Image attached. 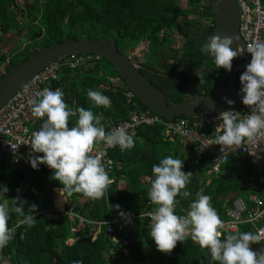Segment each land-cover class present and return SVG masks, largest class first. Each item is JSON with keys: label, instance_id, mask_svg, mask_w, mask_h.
Returning <instances> with one entry per match:
<instances>
[{"label": "trees", "instance_id": "1", "mask_svg": "<svg viewBox=\"0 0 264 264\" xmlns=\"http://www.w3.org/2000/svg\"><path fill=\"white\" fill-rule=\"evenodd\" d=\"M213 17L212 0H187L184 9L177 0H0V43L4 37L19 34L28 28L27 32H23L27 38L25 47H16L9 55H0V80L38 49L62 43L65 39L114 41L119 53L128 58L129 50H134L141 41H148L149 58L158 59L155 62L158 67L156 64L145 65L151 77L142 68L140 72L173 101L193 102V92L206 96L223 82L222 69H216L212 59L200 51L201 44L214 34ZM204 19L209 22V27L202 23ZM199 21L203 32L191 37L190 32ZM173 34L184 43L179 45V40L172 38ZM169 42L176 47L172 48ZM163 47L173 52L164 54ZM76 56H89L91 60L73 72L67 67L62 68L59 82L54 85L62 88L69 107L90 109L94 115L102 117L101 123L105 129L107 125L126 120L133 110L154 115L135 96L132 101L127 100L124 94L129 88L109 62L93 54ZM65 60L62 58L57 62L64 63ZM169 60L173 61L172 64H168ZM151 70L166 76L151 73ZM201 73L205 77L203 83H200L198 76ZM87 89L108 96L111 107H93L87 97ZM184 96L193 101L188 99L186 102ZM75 120V117L70 118L69 127L75 124ZM41 124L42 120H39L35 128L39 130ZM164 131L165 128L160 125L140 127L130 133L134 137V147L124 150L114 147L111 150L114 167L110 178L113 182L103 198L92 201L81 194L67 198L65 209L71 208L74 214L89 222L82 225L78 224V220L70 222L66 215L53 220L42 214L53 208V189L62 187L58 181L51 179L52 171L45 165L41 164L38 170L25 173L14 165H0V184L9 189L5 197L0 196V203L8 206L10 211L9 228L15 227L21 218L14 211L13 201L21 189V183L27 185L20 196L27 201L25 208L32 203L38 206L35 225L17 227L7 246L0 249V264H121L124 261H129V264H209V252L190 238L184 242L178 241L170 253L157 251L149 235L148 220H140L123 231L129 250L127 256L114 247L103 227L98 232L93 231L95 226L92 223L105 222L114 211L131 210L138 213L143 206L150 211L155 207L148 198L153 179L151 169L164 156L184 160L182 170L186 172L189 169L192 152L186 150L179 153L176 141L169 142L164 137ZM256 172L259 171L255 166L241 159L229 160L217 177L206 178L202 170L194 172L191 183L186 186L191 196L188 199L177 197L180 199L177 211L186 215L189 204L196 198V192H202L211 197L212 206L224 222L225 211L234 197L241 196L247 200L253 182L245 178ZM116 205H119V210L114 207ZM74 226L77 228L76 239L67 245ZM238 232L256 235L255 229L247 224L241 225ZM226 234L234 233L223 232L220 238L223 239ZM251 249L264 250V240L252 244Z\"/></svg>", "mask_w": 264, "mask_h": 264}, {"label": "clouds", "instance_id": "2", "mask_svg": "<svg viewBox=\"0 0 264 264\" xmlns=\"http://www.w3.org/2000/svg\"><path fill=\"white\" fill-rule=\"evenodd\" d=\"M236 37H220L210 35L201 44L200 51L210 57L216 69L231 71L232 61L244 51L251 55L250 63L240 75L242 104L247 106L249 114L239 117L237 111L225 110L218 114L220 121L215 128V136L210 143H199L197 151L211 145L221 146L222 153L227 147L239 146L246 139L252 140L264 129V42H254L241 46L236 44ZM198 75V74H196ZM200 83L204 82V74L198 75ZM86 94L93 107H111L110 98L100 91L87 89ZM231 106L235 102L224 98ZM209 111L215 105L207 106ZM34 118L42 120L38 131L32 133L25 144L30 145L29 163L34 170L45 165L52 171L51 179L62 186L58 189L61 202L73 194H81L83 198L97 201L105 196L111 183L102 153L91 155L93 145L104 141L109 147L119 146L121 150L135 146L134 137L124 128L105 130L102 117L84 107L71 108L64 100V92L60 89L45 88L37 102L30 108ZM75 117V124L69 127L70 118ZM19 144L10 145L13 150ZM42 154V155H40ZM184 160L171 155L164 156L152 165V177L148 198L155 207L147 214L150 217V238L156 249L162 253H170L177 242L190 238L206 249L210 254L209 264H264V250L253 251L252 244L258 243V237L252 232L226 234L221 239L220 228L223 221L211 204V197L196 192L195 199L188 206L186 215H177L176 207L180 199L191 196L187 185L191 183V172L183 169ZM9 191L6 185L0 184V196L5 197ZM14 211L21 217L17 225L9 228L10 211L8 206L0 203V249L7 246L15 234L16 227H33L38 215L35 203L25 205L26 200L16 197ZM119 210V205L114 206ZM120 216L128 219V214L121 211Z\"/></svg>", "mask_w": 264, "mask_h": 264}, {"label": "built area", "instance_id": "3", "mask_svg": "<svg viewBox=\"0 0 264 264\" xmlns=\"http://www.w3.org/2000/svg\"><path fill=\"white\" fill-rule=\"evenodd\" d=\"M239 9V35L244 46L254 42H264V3L263 0H237ZM250 57L251 55L246 52ZM90 55V54H89ZM91 60V57H78L71 54L66 57L64 63L57 61L48 64L40 72L32 76L6 103L0 108V165H14L21 171L28 172L34 169L30 166L29 150L30 145H25L34 131H38L35 126L40 119L34 118L30 108L32 102H37L45 88L52 90L62 89L54 87L59 82L61 69L67 67L73 72L77 67H84ZM246 70V69H245ZM236 76V88L240 90V75ZM128 101H132L134 94L127 90L124 94ZM237 111L240 118L249 114L247 106L242 105ZM217 115L204 116L199 118H175L173 120H163L156 114L149 115L138 110H133L128 118L118 124L106 127V132L113 128H124L129 133H133L140 127H152L160 125L165 128L164 137L171 141H178L186 150H190L193 159L190 161L189 170L192 175L194 172L202 170L206 178L217 177L221 174V168L231 159H241L248 161L255 166L259 172L250 175L245 179L253 182L250 194L245 200L241 196L234 197L225 211L226 220L219 229L223 232L237 233L241 225L247 224L255 229L258 241L264 240V129H261L252 140H245L239 146L227 147L224 152L221 146L211 145L202 151H197L199 143H210L215 136V128L220 121ZM165 119V118H164ZM19 144L16 150L10 145ZM114 147H109L104 141H99L93 145L91 155H102V162L106 171L111 176L113 171V161L110 152ZM120 149L119 146H117ZM42 155V154H40ZM191 175V176H192ZM112 184V179L110 178ZM27 186L22 184L17 192V197L24 194ZM66 204V202H64ZM148 209V208H147ZM144 209L138 213L131 210L125 211L128 219L120 216V211H114L105 222L92 223L95 226L93 231L104 228L106 235L110 236L114 247L121 249L125 256L128 255V245L124 240L123 231L133 227L140 220H148L147 215L150 210ZM52 213L66 215L70 222L78 220V224L89 223L73 213L72 209L59 208L54 206L51 210L43 211L42 214L51 218ZM176 214L185 215L177 211ZM17 225V224H16ZM17 228V227H16ZM77 228L74 226L70 230L71 236H75ZM124 261L122 264H129Z\"/></svg>", "mask_w": 264, "mask_h": 264}, {"label": "water", "instance_id": "4", "mask_svg": "<svg viewBox=\"0 0 264 264\" xmlns=\"http://www.w3.org/2000/svg\"><path fill=\"white\" fill-rule=\"evenodd\" d=\"M212 2L214 34H218L222 38L225 36L236 37L238 39L231 47L235 49L237 43L243 47L244 43L239 35L237 0H212ZM71 54H93L105 59L115 68L129 90L148 110L169 121L179 117L192 119L217 115L222 111L238 109L243 105L241 97L238 95L239 91L236 88V76L237 73L245 70L246 65L250 63V57L246 54V51L233 59L230 72L222 69L223 82L213 92L206 96L195 94V101L179 103L154 87L140 72L139 65L119 53L117 44L114 41L81 38L78 40L65 39L62 43L42 47L32 53L26 60L10 69L0 80V108L32 76L48 64L66 58ZM158 75L166 76L160 73ZM170 79L174 80L173 78ZM224 98L231 99L235 103L229 106ZM210 104L215 105L214 111L208 110L207 106Z\"/></svg>", "mask_w": 264, "mask_h": 264}, {"label": "rangeland", "instance_id": "5", "mask_svg": "<svg viewBox=\"0 0 264 264\" xmlns=\"http://www.w3.org/2000/svg\"><path fill=\"white\" fill-rule=\"evenodd\" d=\"M179 6H181V8H185L186 6V3H187V0H177ZM191 18V16L189 17ZM201 21V20H200ZM199 21V23H195L196 24V27L195 29H192L190 34H191V37L193 35H198L200 33L203 32L202 28L199 27V25L201 24V22ZM204 22H202L203 24H205V20H203ZM28 31V28H25V31L23 32H27ZM19 33V34H12V35H9V36H6L4 37V39L2 40V42L0 43V55L1 54H6V55H9V52L11 50H14L16 47H20V48H23L25 47V45L27 44V38L25 36V33ZM172 38L176 39V40H179L178 44L179 45H182L184 42L181 38H179L176 34H173L172 35ZM169 45L173 48H175V44L172 43V42H169ZM148 50H149V43L148 41H141L138 43V45L136 46V48L134 50H129V59L131 58L132 61L135 62V64L139 65V62H140V69H144V73L148 76V72H147V67L145 65H148V64H153V66H155V64L157 65V63H155L156 61H158V59L156 58H149L150 55L148 54ZM163 50V53L165 54H168V53H172L173 51L168 49L167 47H163L162 48ZM180 50V48H179ZM178 54V52H177ZM172 60H169L168 61V64H172ZM144 65V66H143ZM158 67V65L156 66ZM181 71L184 72L183 69H180ZM180 70H175L176 72L178 73H181ZM151 73H156L158 74L156 71H150ZM150 76V75H149ZM151 77V76H150ZM169 78V77H168ZM194 97H195V94H193ZM188 96H184V99L186 102H188L191 98H188ZM190 101H193V100H190ZM0 258L2 259V257L0 256Z\"/></svg>", "mask_w": 264, "mask_h": 264}, {"label": "crops", "instance_id": "6", "mask_svg": "<svg viewBox=\"0 0 264 264\" xmlns=\"http://www.w3.org/2000/svg\"><path fill=\"white\" fill-rule=\"evenodd\" d=\"M168 140H169V139H168ZM169 142H173V141L169 140ZM176 144H177V147L179 148V153L186 152V148L183 147L178 141H176ZM181 151H182V152H181ZM189 165H190V163H189ZM188 170H189V169H187L186 172H188ZM21 172H23V171H21ZM23 173H24V172H23ZM191 177H192V176H191ZM147 181H148V179L145 178V182H147ZM22 184H25V185H26V183H21L20 186H22ZM121 185L124 186V183L121 182ZM26 186H27V185H26ZM58 189H59V188H54V189H53V192H54V194H55V196H54V200H53V207L56 206V207H59V208H66V206H67V202H66V204H65L64 202H61V198H60V196H59ZM144 209H147V206H143V208H142L141 210H139V211H143ZM60 215H62V214L59 213V214H57V215H52L51 218H49V219L57 220V219L60 217ZM75 239H76L75 236H71V237L69 238V240L66 242V244H67V245H71V244L74 242ZM128 262H129V261H128ZM121 264H122V262H121Z\"/></svg>", "mask_w": 264, "mask_h": 264}, {"label": "flooded vegetation", "instance_id": "7", "mask_svg": "<svg viewBox=\"0 0 264 264\" xmlns=\"http://www.w3.org/2000/svg\"><path fill=\"white\" fill-rule=\"evenodd\" d=\"M185 7H186V6H185ZM204 20H206V19H204ZM203 22H204V21H203ZM205 24H206V26H208V27L210 26L208 21H205ZM195 26H196V24H195ZM157 75H158V74H157Z\"/></svg>", "mask_w": 264, "mask_h": 264}]
</instances>
